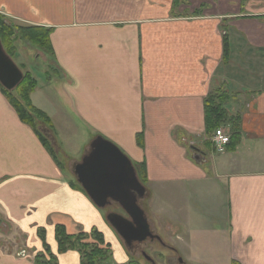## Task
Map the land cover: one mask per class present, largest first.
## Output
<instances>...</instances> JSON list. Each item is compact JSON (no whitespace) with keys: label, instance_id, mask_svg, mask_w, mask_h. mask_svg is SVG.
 <instances>
[{"label":"crops","instance_id":"crops-1","mask_svg":"<svg viewBox=\"0 0 264 264\" xmlns=\"http://www.w3.org/2000/svg\"><path fill=\"white\" fill-rule=\"evenodd\" d=\"M253 1L264 15V0ZM247 5L254 3L182 0L178 14L172 0H0L13 20L52 28L60 75L44 73L31 101L52 120L59 145L77 134L88 141L85 155L101 136L131 153L133 166L144 162L149 225L216 264H264V19L250 61L253 51L238 47L249 21L237 9ZM212 89L229 94L228 111L240 115L234 150L215 152L205 135L203 97ZM17 116L0 90V264H35L46 252L57 264H80L77 251L56 252L54 226L87 231L94 204ZM208 216L219 222L210 227ZM7 226L13 236L4 239Z\"/></svg>","mask_w":264,"mask_h":264},{"label":"rangeland","instance_id":"rangeland-1","mask_svg":"<svg viewBox=\"0 0 264 264\" xmlns=\"http://www.w3.org/2000/svg\"><path fill=\"white\" fill-rule=\"evenodd\" d=\"M181 2H182V0H180L179 3L176 6H174V8H177V10H178L177 12H174V13L182 14V13H180L182 11ZM250 2L254 3V5H252V6L247 5L246 7L239 6L237 9L238 17L240 19H243V20L246 19L247 21H249L246 24V28L248 31L246 34L244 33V36L241 38L240 43H238V47L243 52H248L249 57H250L249 52L253 51V52H250V53H253V56L251 58H249V60L252 61V58L254 60H256L255 57L258 56V54H259V51H258L259 47L258 46H260V44H258V43H262V41H263V35L259 34L260 33V26H261L259 20L264 19V15H261V12H262L261 6L255 4V1H253V0H250ZM202 4H200V6H197L195 8L197 10L192 11L193 12L192 14H200L204 10V8H206V6H203ZM258 4H259V2H258ZM218 11L224 12L223 8L218 10ZM0 13L2 15H4L5 17L9 18L10 20H13L11 17L6 15L5 13H3V12H0ZM13 22L19 23V24H27V25H38V24H32V23H22V22H18L15 20H13ZM216 24L220 25L217 27V29H228V27L225 26L222 22H218ZM222 34H223V31H222ZM248 37L250 38V40ZM228 42H229V39H228ZM15 44H16V51L14 54L12 53L10 57L12 58L14 63L18 66V69H20L22 71V74H24L25 72H28L34 78L37 77V79H35V80H38V81H40L39 78L45 77L44 73H46V75L50 76L49 79L50 78L54 79V77H57L60 75V73H58V72L55 73L56 69H54L55 64L53 62V59H52L51 55L49 53H47L45 50H42V49L39 50L34 44L29 43V41H23L20 39H18ZM256 44H258V46H255ZM248 56L242 55L241 59L243 61H246V58ZM48 68H50V71L47 73L46 70ZM224 106H225V109L227 110L226 121H222L220 123V125H218V128L223 129L225 132L224 134H226L228 137H230V133H232V131L234 130V128H233L234 121L233 120L236 118L237 112L235 114L231 113V111L229 112L227 109L228 107L226 106V102H225ZM237 107H238V105L236 104L234 109H236ZM239 117H240V115H239ZM240 120H241V118H240ZM40 127H43V125H41ZM44 128L45 127L42 128L43 132H45V130H47ZM52 129L54 130V132H52V137H50L52 139L50 140L51 142H49V144H50L54 154L57 156V159L61 163L60 165H62V167L64 169L68 170V172H69L68 175L71 174V176H70L71 179H73L77 184H79L77 182L76 178H74L75 175L71 173V167H69L68 164H69V162H71V161L73 162L74 160H76V162H80V160L84 156L83 151H85V147L87 146V145H85V143L88 141L82 140L83 138H81L80 136L75 134L72 136L73 139L72 138L66 139V140H68V143H66L65 147H63L62 145H59V143L55 140L56 139V137H55L56 131L54 129V124H53ZM240 129H241V126L239 124V130ZM64 130H66L65 127H64ZM240 140H241V138H240ZM240 140H239V142H240ZM120 150H122L126 154V156H128V158L131 159V153L129 154V152L127 153L121 148H120ZM193 152L194 151H191V153H193ZM72 171H73V169H72ZM146 196L147 195L143 196V198H140V200H139L140 204L139 205L142 207V209L145 208L147 211L148 210V203L146 202V200H147L145 198ZM161 203L164 207H166V205H165L166 200L165 199L162 198ZM94 207H95L94 208L95 210L92 211V213H93L92 217L88 218L87 224L85 226L88 228L87 231H90L92 229H96L103 234L104 241L107 244H109V246H110V248H109V250H111V260L110 261L112 263L127 264L128 260H132V261L136 260L140 264H216L211 258L206 257L203 254L201 249H198V251H196L194 253L191 250L187 251L186 249L181 247V245L179 244L180 238L178 237L176 240L175 237L165 235L166 234L165 230L163 229V227L159 226L158 223H155L153 226H150V227L152 228L153 233H155L157 235L159 240L147 239V240L141 242L138 246H135L133 244L132 247H127L125 245L124 241L122 240V238L119 237V235L116 233V231L114 230L112 225H110V222L107 219V215L109 213H118L121 215L125 214L123 212V209L119 206V204L114 202V201H111L108 205H106L102 208H99L95 205H94ZM157 208L159 209L158 206H157ZM144 213H145V211H144ZM201 215H204V216H202L203 220H204L205 219L204 217L206 216V214L203 213ZM1 216L2 215L0 214V225L2 222L6 223V220L3 219V217H1ZM145 216H146V214H145ZM208 217L210 219V227H214V225L219 222L218 220L217 221L214 220L215 216H213V217L208 216ZM91 225H95V226L92 227ZM9 227H11V226L9 225ZM7 228H8V226L5 229H7ZM108 229L109 230L111 229V231L114 233L113 235H115L114 237H116L117 240H119L121 243H123L122 247L120 248L121 250L118 249L119 247H117V243H116L114 237H112V235L109 233ZM80 231H83V230H80ZM1 233H2V236L4 239H8V238H11L13 236L12 229L3 230ZM195 240H197V238H195ZM210 240H212V238H210ZM89 241H91V240L89 239ZM135 244H137V243H135ZM162 244H164V245H162ZM170 244H173L172 247ZM173 247H176L178 250L174 251ZM141 252H143L145 255H143ZM178 259H181L182 262H179ZM221 264H229V262L223 261Z\"/></svg>","mask_w":264,"mask_h":264},{"label":"trees","instance_id":"trees-1","mask_svg":"<svg viewBox=\"0 0 264 264\" xmlns=\"http://www.w3.org/2000/svg\"><path fill=\"white\" fill-rule=\"evenodd\" d=\"M174 6H176L180 0H172ZM51 27L44 25H27L13 22L9 18L0 13V42L5 52L11 56L16 51V41L18 39L23 41H29L34 44L39 50H45L51 55L52 46L50 42ZM228 37L223 38V60L228 57L229 50ZM31 74L25 72L20 82L11 90L5 89L0 84V90L5 95L6 99L10 103V106L14 108L17 113V117L22 122L29 125L32 130L38 135L41 143L50 151L54 159L57 161V156L54 154L49 142L52 138V132H54L53 123L50 117L41 109L32 105L31 92L37 87V80H35ZM229 94L220 89H212L208 91L203 101L204 105V125L205 135H213L218 125L222 121H226L227 110L225 109V102L229 99ZM240 117L237 114L233 120L234 130L230 133L229 142L226 146L228 150H234L236 145L239 144L241 138L239 124ZM43 125L45 132L42 131ZM45 125V126H44ZM141 133L137 135L136 140L138 144L142 145ZM50 138V139H49ZM225 148V149H226ZM135 171L139 181L146 185V167L144 162L134 164ZM73 185L76 189H81L79 184ZM84 192V191H83ZM55 239L57 244V253L66 252V250H75L80 255V264H116L112 263L110 246L104 241L103 234L92 229L90 231H78L77 233H68L63 224H56L55 226ZM42 237L43 233L40 231ZM88 239V240H87ZM89 239L91 241H89ZM35 264H57V256L55 254L46 252L36 254L34 256ZM127 264H140L136 260H128ZM235 264V263H232Z\"/></svg>","mask_w":264,"mask_h":264},{"label":"water","instance_id":"water-1","mask_svg":"<svg viewBox=\"0 0 264 264\" xmlns=\"http://www.w3.org/2000/svg\"><path fill=\"white\" fill-rule=\"evenodd\" d=\"M22 77V71L0 45V84L11 90ZM130 161L116 144L96 136L89 151L73 167L77 182L95 206L102 208L114 201L124 210L127 216L109 213L107 219L127 247L155 237L137 202L145 195V186Z\"/></svg>","mask_w":264,"mask_h":264},{"label":"built area","instance_id":"built-area-1","mask_svg":"<svg viewBox=\"0 0 264 264\" xmlns=\"http://www.w3.org/2000/svg\"><path fill=\"white\" fill-rule=\"evenodd\" d=\"M224 133L223 129L217 128L211 137L212 147L215 152L224 151L229 142V137Z\"/></svg>","mask_w":264,"mask_h":264},{"label":"flooded vegetation","instance_id":"flooded-vegetation-1","mask_svg":"<svg viewBox=\"0 0 264 264\" xmlns=\"http://www.w3.org/2000/svg\"><path fill=\"white\" fill-rule=\"evenodd\" d=\"M138 199V204H140V202H139V200H140V198H137ZM141 207V206H140ZM142 208V207H141ZM124 211V210H123ZM125 213V212H124ZM124 215H126V214H124ZM127 216V215H126ZM148 223V222H147ZM149 227H150V225H149ZM150 230H151V233L155 236V237H153V238H149L150 240H159V238L157 237V235L155 234V233H153V230H152V228L150 227ZM140 243H137V244H135L134 243V245L135 246H138ZM133 245V244H132ZM162 245H164V244H162ZM132 247V246H131ZM173 251V250H172ZM174 252V251H173ZM142 254H143V252H141ZM178 261H179V259H178ZM180 262V261H179ZM182 262V261H181Z\"/></svg>","mask_w":264,"mask_h":264}]
</instances>
